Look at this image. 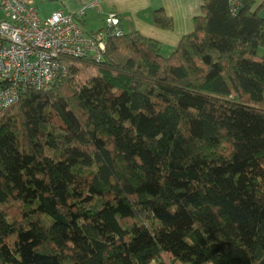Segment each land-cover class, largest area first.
Here are the masks:
<instances>
[{
  "label": "trees",
  "instance_id": "obj_1",
  "mask_svg": "<svg viewBox=\"0 0 264 264\" xmlns=\"http://www.w3.org/2000/svg\"><path fill=\"white\" fill-rule=\"evenodd\" d=\"M234 7L169 56L138 31L63 55L0 110V264H264V0Z\"/></svg>",
  "mask_w": 264,
  "mask_h": 264
},
{
  "label": "built area",
  "instance_id": "obj_2",
  "mask_svg": "<svg viewBox=\"0 0 264 264\" xmlns=\"http://www.w3.org/2000/svg\"><path fill=\"white\" fill-rule=\"evenodd\" d=\"M89 8L100 10L101 6L91 2L77 14L58 9L42 19L32 0H0V110L30 88H49L59 69L66 75V67L57 60L61 56L100 58L113 35L125 34L116 12L107 13L101 30L84 29L74 17H83Z\"/></svg>",
  "mask_w": 264,
  "mask_h": 264
},
{
  "label": "crops",
  "instance_id": "obj_3",
  "mask_svg": "<svg viewBox=\"0 0 264 264\" xmlns=\"http://www.w3.org/2000/svg\"><path fill=\"white\" fill-rule=\"evenodd\" d=\"M258 3L263 0H257ZM40 17L46 19L55 10L77 14L86 4L97 2L101 9L89 8L82 17V26L88 31H98L104 26L109 12L120 16L125 33L138 31L161 43L162 53L169 56L179 45L184 35L194 30V18L200 14L204 0H32ZM163 9L173 23L170 28H161L154 23V13ZM260 15L264 18V7ZM3 12L0 9V17ZM98 17V21L97 18ZM39 18L40 22H43ZM91 24V28L88 25Z\"/></svg>",
  "mask_w": 264,
  "mask_h": 264
},
{
  "label": "rangeland",
  "instance_id": "obj_4",
  "mask_svg": "<svg viewBox=\"0 0 264 264\" xmlns=\"http://www.w3.org/2000/svg\"><path fill=\"white\" fill-rule=\"evenodd\" d=\"M96 19L97 21L99 20L98 17ZM91 26V24L88 25L89 28H91ZM2 208L5 209L10 219L19 217L21 214L23 215L21 211L22 205L19 201H9L8 204H6V206H3Z\"/></svg>",
  "mask_w": 264,
  "mask_h": 264
}]
</instances>
